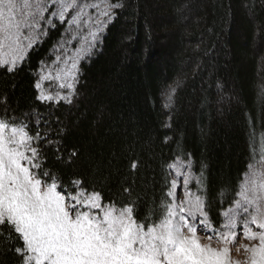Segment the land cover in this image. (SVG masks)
Listing matches in <instances>:
<instances>
[{"label": "trees", "instance_id": "obj_1", "mask_svg": "<svg viewBox=\"0 0 264 264\" xmlns=\"http://www.w3.org/2000/svg\"><path fill=\"white\" fill-rule=\"evenodd\" d=\"M111 1L122 6L71 99L36 87L65 31L56 23L14 71L0 67V119L39 135L40 171L60 191L81 181L138 222H158L171 164L190 161V188L219 228L264 159V0ZM13 244L0 240V264H20Z\"/></svg>", "mask_w": 264, "mask_h": 264}, {"label": "snow or ice", "instance_id": "obj_2", "mask_svg": "<svg viewBox=\"0 0 264 264\" xmlns=\"http://www.w3.org/2000/svg\"><path fill=\"white\" fill-rule=\"evenodd\" d=\"M102 3L101 8L77 0H51L54 11L50 15L64 23L69 9H75L71 24L79 32L82 23H93L87 9L101 8L99 16L111 19V9L122 6L108 0ZM48 9V0H0V67L11 72L23 61L38 38ZM47 23L51 25L53 20ZM94 23L102 27L104 22L97 18ZM24 29L29 30L28 35ZM96 38L97 33L90 30L78 53L86 54ZM57 77L74 81L75 73L65 70ZM60 87L72 88L73 84ZM39 98L53 100L55 96L42 91ZM37 140L39 135H30L24 123L0 119V240L22 241L9 248L20 264H240L232 260L229 247L236 239L238 224L242 225V238L258 243L238 245L236 251L243 247L249 254L246 264H264V173L245 179L235 209L223 213L220 228L209 220L204 196L188 188L191 173L183 170L176 173L183 177V198L177 201L175 190L181 185L172 179L158 222H148V218L138 222L132 206L104 204L100 193L87 192L80 187L81 181L72 182L75 192L58 190L57 178L40 171L42 159L34 146ZM170 167L177 169L178 165ZM198 227L209 243H201ZM213 239L223 247H214Z\"/></svg>", "mask_w": 264, "mask_h": 264}, {"label": "rangeland", "instance_id": "obj_3", "mask_svg": "<svg viewBox=\"0 0 264 264\" xmlns=\"http://www.w3.org/2000/svg\"><path fill=\"white\" fill-rule=\"evenodd\" d=\"M48 3H49V9L48 11L43 13V15L45 16V19L41 21V28L40 30H38V38L36 41L33 42L32 47L36 45L38 42H40L44 37H46L51 27H53L56 23H60L57 17H53L50 15V13L54 11V9L51 7V0H48ZM77 3L81 5L85 3L87 4L95 3V4L101 5V8L103 7L102 0H77ZM108 3L115 4L111 0H108ZM101 8L87 9L88 14L92 18L93 23L92 24L82 23L79 32L76 31V26L71 24V17L75 15L76 10L69 9V11L66 13V21L64 23H61L65 25V31L63 33V36L59 40V42L56 44V46L54 47L51 53V59L42 65L40 72H39L38 82L41 84V88H39L40 95H41V92L43 91L46 94L52 93L55 96V99H53V101H60V100L68 101L71 99V97L73 96L72 94L74 93L75 87L77 85L78 74L80 71V64L84 59H86L88 56L93 54L95 50L100 46L105 30H106V27L109 24V22L113 19L114 11L116 9V8L111 9L112 18L108 19V17L99 16V12L101 11ZM97 18H99L102 22H104L102 27L94 23V21ZM48 19H52L53 24L51 25L48 24L47 23ZM86 19L87 17H85V20ZM90 30L97 33V38L94 42V45L90 48V50L86 54H79L77 50L81 47V44L84 43V37L88 35ZM23 32H24V35H28L29 30L24 29ZM31 48L27 49L25 55L29 52ZM5 51L7 50L5 49ZM57 57L60 58L59 61H57ZM69 57L71 59H69ZM73 63H75V68H72ZM65 70L75 73L74 81L67 80V79H60L57 77L58 73L63 75ZM68 82H71L73 84L72 88H66V87L61 88L60 87V84L68 83ZM61 97H67V99H62ZM46 101H50V100H46ZM34 146L37 147L36 142ZM173 164L178 165L177 169L171 168V171H172L173 179L174 178L178 179V183L181 185V187H178L175 190L177 201H179L180 199L183 198V188H182L183 177H177L176 173L177 171H180V170H183L186 173L188 172L191 173V164H190V161H185L182 159H178L174 161L171 165ZM253 173H256V174L264 173V159H261L260 162H258L256 165H253V167L249 169V171L245 175L244 181L246 178L252 177ZM191 177L193 179L192 173H191ZM192 179L190 180V183L188 184V188L190 190H191L190 185H191ZM238 199H239V196H238ZM229 209H227L226 211H228ZM231 209H235V204L231 207ZM223 221H224V216H223ZM241 228H242V225L238 224L237 229H236L237 231L236 239L233 243L229 245L231 249L230 256L233 261H239L240 264H246L247 256L249 254L246 253L243 247H241L239 251H236L237 246L238 245H252V244L258 243V241L242 238L241 235L239 234L241 231ZM254 230H258V229L254 228ZM197 235L200 237L201 243H209V241L205 238L204 234L201 232L199 227L197 228ZM211 243L213 244L214 247H223V244L222 243L218 244L215 241V239H213Z\"/></svg>", "mask_w": 264, "mask_h": 264}]
</instances>
